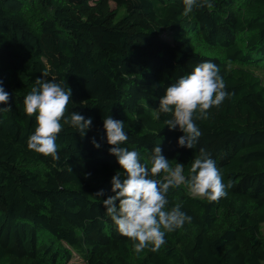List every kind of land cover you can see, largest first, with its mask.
Segmentation results:
<instances>
[{
    "label": "trees",
    "instance_id": "obj_1",
    "mask_svg": "<svg viewBox=\"0 0 264 264\" xmlns=\"http://www.w3.org/2000/svg\"><path fill=\"white\" fill-rule=\"evenodd\" d=\"M209 2L185 16L183 0H0V80L11 106L0 112V264H264V0ZM205 61L232 95L195 120L198 145L181 148L159 99ZM43 72L71 87L66 117L93 120L84 138L64 125L59 160L27 147L37 122L23 100ZM108 116L124 121L122 146L141 162L160 144L188 177L203 148L232 182L214 202L186 185L170 189L167 207L180 203L192 221L166 232L156 252L137 254L103 206L112 177L123 178Z\"/></svg>",
    "mask_w": 264,
    "mask_h": 264
},
{
    "label": "clouds",
    "instance_id": "obj_2",
    "mask_svg": "<svg viewBox=\"0 0 264 264\" xmlns=\"http://www.w3.org/2000/svg\"><path fill=\"white\" fill-rule=\"evenodd\" d=\"M183 3L185 16L194 8L212 7L209 0H183ZM42 74L43 79L34 81L23 100L25 113L29 117L35 114L37 122L34 134L28 138L27 147L38 154L59 160L56 141L64 125H69L84 138L93 120L75 111L66 117L67 105L72 97L71 87H65L63 82H57L54 77L47 79V72ZM231 95L226 90L218 65L205 61L166 88L165 95L159 99L158 111L171 114V119L165 121L169 130L174 131L178 127L183 133L178 139L179 147L193 149L202 136L195 120L208 119L209 109L221 106ZM9 100L10 93L3 87V80H0V104L9 105L0 107V112L11 111ZM156 118L159 119V115ZM103 127L107 143L111 146L109 154L117 158L123 169V178L120 171L112 177L111 191L114 195H109L102 203L118 232L133 242L137 254L149 246L151 251H158L166 243V232L171 233L185 223H191L192 217L181 210L180 203L167 207L170 189L186 185L193 198H206L214 202L226 197V188L232 187L231 181L227 185L222 182L216 161L203 148L199 149V155L195 156L191 164L190 175L186 177L183 174L184 164L176 162L172 166L160 144L154 146L147 162H141L138 151L123 147L128 140L124 121L108 116L104 118ZM91 142L96 148L101 147L95 137ZM90 175L87 173L86 178ZM103 195L104 191L101 190L95 197Z\"/></svg>",
    "mask_w": 264,
    "mask_h": 264
}]
</instances>
